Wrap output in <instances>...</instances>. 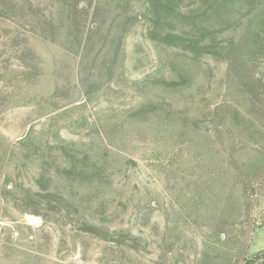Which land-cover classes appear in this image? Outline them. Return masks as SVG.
Returning <instances> with one entry per match:
<instances>
[{
  "label": "rangeland",
  "instance_id": "374dc122",
  "mask_svg": "<svg viewBox=\"0 0 264 264\" xmlns=\"http://www.w3.org/2000/svg\"><path fill=\"white\" fill-rule=\"evenodd\" d=\"M0 264H264V0H0Z\"/></svg>",
  "mask_w": 264,
  "mask_h": 264
}]
</instances>
